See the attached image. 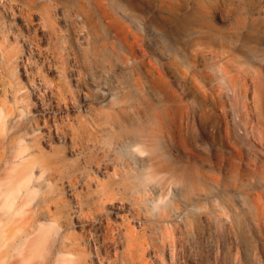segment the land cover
<instances>
[{
    "label": "bare ground",
    "instance_id": "bare-ground-1",
    "mask_svg": "<svg viewBox=\"0 0 264 264\" xmlns=\"http://www.w3.org/2000/svg\"><path fill=\"white\" fill-rule=\"evenodd\" d=\"M158 1L186 44L137 26L148 14L133 0H0V264H101L85 234L95 222L115 264H165L202 231L233 244V264L249 238L264 254V26L242 28L251 56L200 4ZM149 35L174 51L151 53ZM209 59L250 116L226 172L181 155Z\"/></svg>",
    "mask_w": 264,
    "mask_h": 264
},
{
    "label": "rangeland",
    "instance_id": "rangeland-1",
    "mask_svg": "<svg viewBox=\"0 0 264 264\" xmlns=\"http://www.w3.org/2000/svg\"><path fill=\"white\" fill-rule=\"evenodd\" d=\"M189 2L200 4L198 6L200 15L214 26H224V33L227 35H241L244 26H255L257 29L264 26V17L259 15L264 0H189ZM158 3V0L149 2L133 0V5L139 8V14L141 12L148 14L147 23H143L139 19L137 26H168L170 35L180 39L183 45L186 44L187 37L173 32L172 26H179V24L172 20V15L169 12L162 11ZM220 17L225 21H222ZM242 39L241 35V40L234 37L226 42L244 50L251 56L260 53L246 47ZM148 40L152 42L149 44L151 53L156 50L174 51V43L171 42V39L160 38V42L155 44L154 37L149 35ZM201 71L208 77L207 89L205 94L199 95L195 101H190L197 121L195 127L184 131L185 143L181 146L182 160L187 164L194 162L197 167L226 172L228 169L224 157L228 155L227 150L230 148L229 137L237 142H249L245 130L246 123L250 118L248 104L243 100L241 91L229 85L223 74V69L216 59L206 61L201 66ZM202 106L211 110L210 120H204L201 117L200 108ZM220 107L226 111V114ZM75 230L77 233H82L80 228H75ZM85 234L93 251L95 248L102 249L101 264H115L111 260L114 258V247L105 245V227L99 222L85 224ZM244 245V251L239 254L235 264H264V254H259L255 250L257 246L255 239L249 238ZM232 248L233 244L225 237H211L207 231H202L197 240L181 239L180 243L172 246L170 254L164 257L163 261L165 264H233L230 260ZM149 260L154 263L153 258ZM96 263L100 264L95 258Z\"/></svg>",
    "mask_w": 264,
    "mask_h": 264
}]
</instances>
